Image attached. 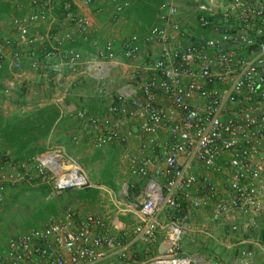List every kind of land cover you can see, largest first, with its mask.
Wrapping results in <instances>:
<instances>
[{
  "label": "built area",
  "instance_id": "2783aa9c",
  "mask_svg": "<svg viewBox=\"0 0 264 264\" xmlns=\"http://www.w3.org/2000/svg\"><path fill=\"white\" fill-rule=\"evenodd\" d=\"M109 1L111 20L118 25L131 3ZM90 3L84 0L85 6ZM154 19L144 33L121 42L123 60L155 45L152 74L118 87L103 115L75 108L67 113L80 126L74 145L83 138L92 150H100L126 144L130 135L138 140L139 154L126 151L123 160L132 177L146 180L141 221L115 236L102 218L68 208L59 218L48 217L41 229L9 238L0 250V264H222L214 256L184 253L189 213L209 209L215 223L241 218L246 232L264 218V0H163ZM43 24L49 31L32 36L31 30ZM11 28L15 36L0 42V60L3 49L11 48L14 72L23 68L22 49L40 44L45 59L57 54L62 59L54 64L57 78L81 72L100 94L110 95L116 41H92L91 19L71 2L27 0V13L13 19ZM77 42L91 44V57L64 49ZM26 55L37 70L40 62L33 53ZM132 122L133 133H122ZM5 166L0 167V210L7 188L21 183L49 185L56 194L90 187L78 164L59 148ZM166 213L170 218L163 225ZM241 227L231 224L230 232L239 233ZM160 231L163 251L154 254ZM137 244L141 262L133 251ZM236 264H254L253 252L241 249Z\"/></svg>",
  "mask_w": 264,
  "mask_h": 264
},
{
  "label": "crops",
  "instance_id": "0c3cea01",
  "mask_svg": "<svg viewBox=\"0 0 264 264\" xmlns=\"http://www.w3.org/2000/svg\"><path fill=\"white\" fill-rule=\"evenodd\" d=\"M63 1L71 2L74 8L91 19L93 26L92 41L100 44L109 39L116 41L114 45L116 66L111 71L112 83L108 87L110 95L105 97L100 94L96 83L84 77L81 72L77 74L63 72L62 78H57L53 72L54 64L59 63L62 59L58 54L45 59L44 47L40 44L22 49L24 51L23 68L19 72H14L11 68L10 53L12 49L4 48L2 51L3 58L0 60V120L19 119L24 113L46 106L53 100L60 108L62 119L53 129L51 137L40 143L45 145L47 149L49 148L48 150L62 149L66 156L75 162L72 147L74 149H76L75 147H87L91 150L89 161L91 169H95V171L92 175L93 181L91 178L89 181L93 191L87 195H80L79 191H63L56 194L49 185L21 183L14 188H7L5 202L0 214L2 215L6 210L13 208L6 215L8 223L6 225L15 229L19 227L23 231L21 233H24L30 229H41L48 217L59 218L66 209L70 208L80 216L94 215L102 218L109 225L111 234L121 236L124 232L130 231L142 218L139 209L142 188L146 180L132 177L128 172L126 162L123 160V154L126 151L135 155L139 154L138 140L130 135L126 144L115 143L100 150H92L87 140L83 138L80 140V144L74 145L72 138L81 135L80 126L78 121L70 118L67 113L68 108H75L87 110L91 115H103L106 106L114 100V92L118 87L133 85L152 74L150 63H153L157 58L155 45L142 47L139 56L133 60H123L121 58V42L130 34L144 33L145 28L154 23L155 9L163 0H126L131 3L130 8L136 2L144 4L150 2V5H154V15L144 27L135 25L134 16L129 11H126L121 17L118 25H114L111 20L113 5L109 0H91L88 6L84 5V0H60V2ZM26 13L27 0H16L14 5L7 2L0 4V42L15 36L11 22ZM54 16L58 19L60 12H55ZM53 26L54 28L57 27L56 24ZM47 30L49 31L47 24L37 25L31 30V35L39 37L46 34ZM69 48L82 52L86 57H91L94 52L91 44L81 42L68 45L64 49ZM27 53H33L34 59L40 62L37 70L30 68V59L27 57ZM158 103L166 104L161 98L158 99ZM135 128V123L132 122L122 133L132 132ZM66 148H69L72 155L67 154ZM2 149V138H0V158ZM6 154L11 156L9 150L6 151ZM1 166L3 164L0 160ZM5 168L8 167L5 166ZM122 173L128 175L127 189H129V193L115 194L119 187V175ZM124 185L126 184L122 185V189ZM136 190H139L138 195H135ZM31 193H35V195L31 197ZM169 218L168 213L164 214L162 224L164 225ZM257 223L256 229L246 232L241 227L243 224L241 218L230 217L228 220L215 223L211 219V210H193L184 223L183 238H185V242L183 240V251L186 254H192L186 241H192L193 238L201 236L213 239L214 245H217V250L221 246L224 247L223 258L225 259L221 261L222 264H236L238 254L243 248L253 252L254 264H264V241H262L264 240V218L258 219ZM224 224L229 226V230L231 224H237L241 227L240 232L236 233V241L225 246L218 240L220 238L218 237L220 236V226ZM163 238V231H160L157 243L153 247L154 254H159V250L163 249ZM141 249L140 244H137L133 249L140 262L143 259Z\"/></svg>",
  "mask_w": 264,
  "mask_h": 264
},
{
  "label": "trees",
  "instance_id": "16d2710c",
  "mask_svg": "<svg viewBox=\"0 0 264 264\" xmlns=\"http://www.w3.org/2000/svg\"><path fill=\"white\" fill-rule=\"evenodd\" d=\"M136 2L128 11L133 14L134 23L144 27L154 15V5ZM62 117L60 108L50 101L46 106L33 109L20 116L19 119L9 121L0 120V138H2L1 164L7 167L13 163H22L31 158L44 154L48 149L40 142L51 137L53 129L60 123ZM11 156L6 155V151ZM68 155H72L66 148ZM139 190L135 191V195Z\"/></svg>",
  "mask_w": 264,
  "mask_h": 264
},
{
  "label": "rangeland",
  "instance_id": "374dc122",
  "mask_svg": "<svg viewBox=\"0 0 264 264\" xmlns=\"http://www.w3.org/2000/svg\"><path fill=\"white\" fill-rule=\"evenodd\" d=\"M110 24V23H109ZM71 148V147H70ZM74 149L73 147L71 148V150L73 149L74 151V159L76 160L78 166L81 168L82 172L86 175V177L90 180V178L93 181V174L95 169H91V165H90V161H89V157L91 155V150H89L87 147H82V148H77ZM119 187L117 189V191L115 192L122 195L124 193H129V189H127V182H128V175L125 173H122L119 175ZM124 185L123 189H122V185ZM137 186V185H135ZM139 187V186H138ZM143 189V188H142ZM128 190V191H127ZM93 190H91V188H86L83 190H80L79 193L80 195H87L89 193H91ZM14 192V191H13ZM73 192V191H70ZM76 192V191H74ZM35 195V193H31V197H33ZM22 202V199H21ZM13 208H10L9 210H6L4 214H0V250L3 249L5 243L7 242V240L23 231H21V229H19V227L16 229L14 227H10L6 224L7 223V213ZM227 225V224H226ZM225 224L220 226V238H218V240H220V242L225 246V245H229L230 243H232L233 241H236L235 238H237V234H232V232H230L229 230V226H226ZM18 229V230H17ZM239 235V234H238ZM183 240L185 242V238L182 239V249H183ZM190 240V239H189ZM186 243L188 244V249L191 250L192 254H196V255H200V256H214L216 257L218 260L223 261V253L224 252V247L221 246L220 249H216L217 245H214V240L213 239H207L206 237H197V238H193L192 241H186ZM187 246V245H186ZM208 246V247H207Z\"/></svg>",
  "mask_w": 264,
  "mask_h": 264
},
{
  "label": "water",
  "instance_id": "95a60500",
  "mask_svg": "<svg viewBox=\"0 0 264 264\" xmlns=\"http://www.w3.org/2000/svg\"><path fill=\"white\" fill-rule=\"evenodd\" d=\"M162 251H163V249L161 248V249L159 250V253H162Z\"/></svg>",
  "mask_w": 264,
  "mask_h": 264
}]
</instances>
